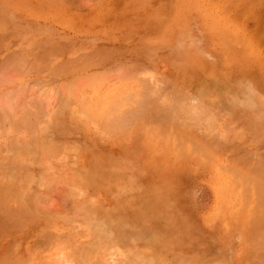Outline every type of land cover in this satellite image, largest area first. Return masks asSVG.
<instances>
[{"label":"rangeland","instance_id":"374dc122","mask_svg":"<svg viewBox=\"0 0 264 264\" xmlns=\"http://www.w3.org/2000/svg\"><path fill=\"white\" fill-rule=\"evenodd\" d=\"M263 202L264 0H0V264H264Z\"/></svg>","mask_w":264,"mask_h":264},{"label":"bare ground","instance_id":"6f19581e","mask_svg":"<svg viewBox=\"0 0 264 264\" xmlns=\"http://www.w3.org/2000/svg\"><path fill=\"white\" fill-rule=\"evenodd\" d=\"M100 114V113H99ZM4 115L5 114H2L1 116L2 117H4ZM119 116V115H118ZM178 116H180V115H178ZM108 119V118H107ZM106 119V120H107ZM114 121V120H113ZM143 121V120H142ZM141 121V122H142ZM187 125V124H186ZM173 126V125H172ZM171 126V128L173 129V127ZM163 126L161 125V127H160V129L162 128ZM114 128V127H113ZM112 128V129H113ZM208 128V127H207ZM206 128V129H207ZM164 129V128H163ZM177 133H179L178 131H177ZM24 149H26V147H21V146H18V147H16V151H18L19 153H22L23 151H25ZM23 163V162H22ZM22 163H20L19 161H17V159H12L11 160V165L12 166H10V168L12 169L11 170V172L13 173V174H16L17 176H20L22 173H21V164ZM257 178V177H256ZM258 183V182H257ZM21 185L20 184H18V182H15V184H13L12 185V187L9 189V188H7L6 189V192L8 193V194H10V195H14V196H17L18 194H19V191L21 190ZM260 190V189H259ZM263 191V190H262ZM257 192V191H256ZM258 196V195H257ZM262 196V195H261ZM257 198H259V197H257ZM263 199V198H262ZM261 199V200H262ZM262 201H260V203H261ZM256 203V202H255ZM258 203V202H257ZM256 203V204H257ZM263 205H264V202L262 203ZM260 206V205H259ZM254 207V206H253ZM250 209H252V208H250ZM255 209H257V207H255ZM257 213V212H256ZM226 215V214H225ZM253 218V217H252ZM150 258H151V256H150ZM153 259V258H152Z\"/></svg>","mask_w":264,"mask_h":264}]
</instances>
